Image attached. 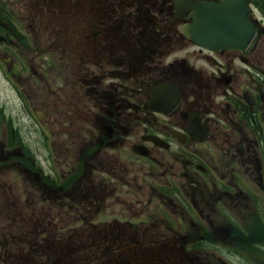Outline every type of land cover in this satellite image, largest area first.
Wrapping results in <instances>:
<instances>
[{"label": "flooded vegetation", "instance_id": "flooded-vegetation-1", "mask_svg": "<svg viewBox=\"0 0 264 264\" xmlns=\"http://www.w3.org/2000/svg\"><path fill=\"white\" fill-rule=\"evenodd\" d=\"M223 1L0 0V160L41 223L100 228L81 237L119 257L264 264V0H240L250 43L202 47L199 5Z\"/></svg>", "mask_w": 264, "mask_h": 264}, {"label": "rangeland", "instance_id": "rangeland-1", "mask_svg": "<svg viewBox=\"0 0 264 264\" xmlns=\"http://www.w3.org/2000/svg\"><path fill=\"white\" fill-rule=\"evenodd\" d=\"M3 91L5 90L0 84V103L4 100ZM28 133L31 140L38 138L34 129L28 130ZM11 157V162L0 160V254L5 258L8 257L11 264H21L26 261L29 252L31 264L34 262L40 264H178L174 254L168 252L158 254L154 248H151L154 244H145L148 248L143 252L139 248H134L132 253L122 254L119 257L114 251L119 248V243L105 244L100 239L92 238L89 241L81 237L83 228L89 229L90 233L98 232L100 228L83 227L80 223L71 221L68 216L57 219L55 224L41 223L39 218L45 216L50 218V210L43 209L47 206L43 200L44 196L40 191L35 195L21 194L20 183L14 182L18 163H12L15 157ZM27 164L34 166L31 160H28ZM42 167L44 174L53 173L44 164ZM27 199L35 203L37 209L34 205H27ZM24 203L26 205H23ZM58 212L66 215L64 211ZM95 222H97L96 219L92 221V223ZM38 225L46 226L37 227ZM42 229L46 230V234L40 235L39 244H36L34 254L37 257L32 253L35 249L33 238L36 236V231ZM108 246H111V250L106 248ZM249 255L257 262L264 260L258 258L256 249H251ZM202 260L203 263H208L209 260L210 263L214 262L208 255H202Z\"/></svg>", "mask_w": 264, "mask_h": 264}, {"label": "water", "instance_id": "water-1", "mask_svg": "<svg viewBox=\"0 0 264 264\" xmlns=\"http://www.w3.org/2000/svg\"><path fill=\"white\" fill-rule=\"evenodd\" d=\"M262 10L264 12V3ZM253 33L246 6L235 0L208 5L192 28L196 41L210 48L241 47L252 39Z\"/></svg>", "mask_w": 264, "mask_h": 264}]
</instances>
